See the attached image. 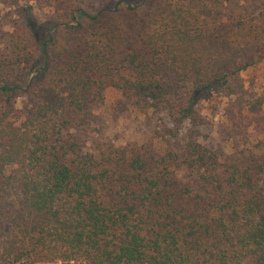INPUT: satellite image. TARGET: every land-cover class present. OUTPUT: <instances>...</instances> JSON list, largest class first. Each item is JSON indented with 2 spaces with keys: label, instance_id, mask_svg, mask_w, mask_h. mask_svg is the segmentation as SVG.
<instances>
[{
  "label": "trees",
  "instance_id": "1",
  "mask_svg": "<svg viewBox=\"0 0 264 264\" xmlns=\"http://www.w3.org/2000/svg\"><path fill=\"white\" fill-rule=\"evenodd\" d=\"M228 1L16 8L0 46V264H264V89L239 81L264 60V0ZM107 87L164 109L182 149L84 145L75 130ZM200 107L227 151L199 142Z\"/></svg>",
  "mask_w": 264,
  "mask_h": 264
},
{
  "label": "rangeland",
  "instance_id": "2",
  "mask_svg": "<svg viewBox=\"0 0 264 264\" xmlns=\"http://www.w3.org/2000/svg\"><path fill=\"white\" fill-rule=\"evenodd\" d=\"M241 0H229L225 4ZM252 2L254 0H246ZM260 3L261 1H255ZM247 4V2H244ZM41 4L38 0H0V46L6 43L7 33L11 30L13 14L17 7L30 5L34 11L41 13ZM231 6V5H230ZM239 81L243 88L255 95L264 89V60L252 66L247 71L240 72ZM103 102L91 107L93 119L88 124L89 130H75L84 145H89L91 138H96L98 134L108 138L116 146L123 147L125 144H139L146 142L151 148L160 150L169 148L179 152L183 145V130L178 129L175 135H170L172 125L165 115L164 109L140 110L125 99L116 89L107 87L103 93ZM204 104V103H203ZM198 112L203 115L204 123L199 125L198 140L209 150L221 149L227 151L224 145L225 123L218 114H213L206 109L199 108ZM248 129L253 124L255 115L248 114ZM93 128V129H92ZM98 130V132L95 131ZM178 178L180 173H177ZM49 264H67L55 260ZM74 264V263H68Z\"/></svg>",
  "mask_w": 264,
  "mask_h": 264
}]
</instances>
